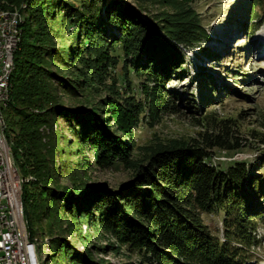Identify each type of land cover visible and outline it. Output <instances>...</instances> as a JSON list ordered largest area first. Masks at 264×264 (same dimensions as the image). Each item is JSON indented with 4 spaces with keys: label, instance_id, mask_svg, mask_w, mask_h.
<instances>
[{
    "label": "rangeland",
    "instance_id": "374dc122",
    "mask_svg": "<svg viewBox=\"0 0 264 264\" xmlns=\"http://www.w3.org/2000/svg\"><path fill=\"white\" fill-rule=\"evenodd\" d=\"M68 1L81 6L80 0ZM110 1L99 0V3ZM120 1L135 10L151 30L167 37L156 25L165 23L160 17L174 13L175 8L170 4L174 0ZM175 1L189 11L188 15H196L208 36L194 47L173 41L183 55L178 68H173L158 83L162 85V99L170 100L180 110L172 114L162 109L155 120L148 115L149 111L136 115V106L148 105L151 93L158 88L155 81L158 78L151 69L154 60L131 45V38L120 27L108 23L104 11L106 27L101 23V31L98 28L89 35L83 31L79 36L80 27L74 21L67 17L63 22L49 19L40 3L34 4L31 14L27 12L28 2L14 8L20 11L21 23L24 17L21 11L28 17L32 32L30 48L45 68L40 71L47 69L55 75L49 83L53 101L66 108L96 109L102 118L104 139L122 151L121 155L103 153L84 133L77 135L72 121L63 114L51 116L47 124L38 128L44 143L45 167L39 175L29 177L34 183H27L26 187L34 195L24 206L27 219L33 223L34 240L29 238L34 243L38 264H149L147 257L151 255L140 250V242L101 226L92 204L67 208V202L54 197L53 190L72 193L80 183L100 191L117 189L132 179L136 165L153 152L198 137L204 127L200 121L210 114L234 120L244 139L241 149H215L214 163L226 169L235 161H245L250 167L261 161L259 170L264 175V143H261L264 139V17L255 33L248 37L235 20L244 17L249 0ZM204 48L215 51L217 60L208 59ZM64 49H69L68 55H62L66 56L65 60L59 56ZM61 78L71 87L60 83ZM192 98L198 109L188 107ZM43 103L28 97L16 100L15 105L36 113H44L45 108L54 105ZM17 114L10 112L7 121V129L13 126L16 134L22 120ZM75 195L72 193L73 198ZM203 219L221 241L226 240L222 212L204 213ZM257 221L255 229H251L257 244L249 248L244 264H264V209L263 218ZM155 244L160 246L157 241ZM191 256L184 251L172 253L171 248H161L154 263L188 264L192 262Z\"/></svg>",
    "mask_w": 264,
    "mask_h": 264
},
{
    "label": "trees",
    "instance_id": "16d2710c",
    "mask_svg": "<svg viewBox=\"0 0 264 264\" xmlns=\"http://www.w3.org/2000/svg\"><path fill=\"white\" fill-rule=\"evenodd\" d=\"M22 2L29 3V14L34 4L40 3L46 8L43 10L49 19L57 22L61 19L63 22L66 17L70 18L80 27L79 36L83 31L87 35L98 28L101 31V23L106 27L102 17L104 11L108 23L120 27L131 38V45L137 46L154 60L151 69L158 78L155 79L158 88L151 93L148 105L136 106V115L149 111L148 115L155 120L162 109L172 114L179 112L177 105L162 99V85L158 83L162 78H167L173 68H178L179 58L183 55L173 41L194 47L208 36L196 15H188L189 11L179 6V2L172 1L170 4L175 8L174 13L160 17L161 22L165 23L156 25L167 37L158 30H151L135 10L120 0H112L109 4H100L99 0H80V7L68 3V0H0V10H12ZM56 7H60L59 10ZM62 12L64 14L60 18ZM21 14L24 17L5 114L8 121L9 113L17 111V116L22 119L18 124L20 132L16 134L12 126L7 129V138L19 172L26 178L22 186L25 206V202L34 195L26 187L27 183H34L29 177L39 175L41 168L45 167L44 143L38 128L47 124L51 116L63 114L72 121L71 126L77 135L84 133L107 155H121L122 151L110 140L104 139L100 123L102 118L96 109L85 106L66 108L60 102L53 101L55 97L49 83L55 75L47 69L40 71L43 67L36 59L37 53L30 48L32 32L27 23L28 17L24 15L25 12L21 11ZM263 17L264 0H249L244 17H237L235 22L251 37ZM69 49L58 53L63 60L66 56L62 55H68ZM205 51L208 52V59L215 58V51L204 48L203 53ZM59 82L71 87L63 78ZM177 96L175 94L174 97L177 99ZM28 97L43 100V104L53 102L54 105L45 108L44 113L15 105L16 100ZM194 100L192 98L188 102V107L198 109ZM199 124L204 127L198 137L153 152L144 162L136 165L132 179L117 189L100 191L92 185L80 183L72 191L76 194L73 198L69 191L45 187L52 189L57 199L65 200L67 208L92 204L93 210L99 214L101 226L107 231L123 234L128 240L140 242V250L151 255L147 257L149 264L157 262V252L161 248H171L172 253L175 250L184 251L192 255L193 264H244L248 260L249 248L257 244L251 229L254 230L257 220L263 218L264 175L259 170L262 163L260 161L250 167L245 161H235L226 169L219 167L214 163L215 149L233 151L244 146L238 125L230 118L219 119L211 114ZM261 143H264V139H261ZM219 212L223 213L224 241L210 230L203 219L204 213ZM25 221L28 235L34 240L33 223L27 219L26 212Z\"/></svg>",
    "mask_w": 264,
    "mask_h": 264
},
{
    "label": "built area",
    "instance_id": "2783aa9c",
    "mask_svg": "<svg viewBox=\"0 0 264 264\" xmlns=\"http://www.w3.org/2000/svg\"><path fill=\"white\" fill-rule=\"evenodd\" d=\"M20 27L19 10L12 9V13L0 12V99H4L1 91L4 68H9ZM0 264H36L35 250L28 239L26 223L20 210L16 170L9 151H5L1 139Z\"/></svg>",
    "mask_w": 264,
    "mask_h": 264
},
{
    "label": "bare ground",
    "instance_id": "6f19581e",
    "mask_svg": "<svg viewBox=\"0 0 264 264\" xmlns=\"http://www.w3.org/2000/svg\"><path fill=\"white\" fill-rule=\"evenodd\" d=\"M0 12L1 13H12V11H10V10H0ZM20 22H21V15H20ZM20 34H21V31L19 28V34L17 35V40L15 41V48L11 54V62L9 64V68H4V77H3L2 82H1V91H2V94L4 96V99H0V139L3 142L5 151H9V155H10L11 159L13 160V165H14V168L16 170L17 187H18L19 194H20V210L22 212L23 219H25L24 218V205H23V200H22V186H23V183L25 182L26 178H23L21 176V173L19 172V169H18V167L15 163V160L13 158V155H12L11 145H10L8 138H7V119H6V114H5V109L8 106V100L10 98L9 93H10V88H11V75H12V72L14 69V56H15V52L17 50V47H18V44L20 41ZM28 239L31 241L33 248L35 250L34 243L29 238V235H28ZM35 261H36V264H38L36 251H35Z\"/></svg>",
    "mask_w": 264,
    "mask_h": 264
}]
</instances>
